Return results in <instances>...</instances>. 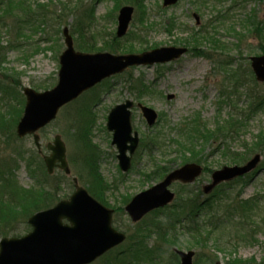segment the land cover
<instances>
[{
  "label": "rangeland",
  "instance_id": "rangeland-1",
  "mask_svg": "<svg viewBox=\"0 0 264 264\" xmlns=\"http://www.w3.org/2000/svg\"><path fill=\"white\" fill-rule=\"evenodd\" d=\"M18 1L13 0L12 5L15 7ZM27 1L35 11L39 5H45L46 16L40 22L30 24L26 21L27 17L17 11L16 16L4 17L3 11L0 13L3 46H13L7 51V62L0 68V171H4V166H10L13 171L11 181L17 186V194L12 193L14 200L23 195L21 189H36L38 182L46 179L34 173L31 154L37 156V151L32 137L20 139L16 135V126L25 107L23 89L44 92L57 84L59 58L65 49L62 31L68 27L72 34L78 14L77 11L69 12L68 8L79 5L78 0ZM84 1L90 2L86 3L90 5L89 8L94 5V24L107 33L117 30L118 4H130L127 0ZM130 1L135 3L132 5L135 13L123 47L130 46L131 52H141L190 43L189 53L171 64L134 67L96 87L59 113L57 120L42 132V142H52L56 134H62L72 175L85 187L80 175V148L75 146L73 140L77 129L75 111L94 105L91 109L96 122L92 130L93 144L101 154L99 170L109 187L105 197L109 207L115 208L122 205L124 199L133 198L159 182L165 176V171L181 166L177 147L166 148L165 144L177 140L175 131L180 125L199 118L210 131H214L218 127L226 128L229 120L242 122L244 126L238 132L227 136L228 133L224 131L216 137L215 142L198 144L200 160L206 171L195 184L176 183L172 186L177 199L166 213L168 219L178 224L177 233L183 244L180 248L196 252L195 264H264L263 229L257 234V242L253 239L237 241L233 238L236 231L229 228L221 238L213 236L217 238V243L211 240L205 248L191 247L188 243L194 241L192 228L199 220L193 214L203 210L202 203L205 201L208 202L205 209L210 207V215L216 213V216H221L226 213L231 201L255 199V213L251 220L259 214V210L260 216H264V151L260 153L261 161L255 171L243 179L218 186L211 196L203 194L212 172L234 165L226 159L227 147L230 151L228 157L242 154L243 144L253 146L256 137L264 133V86L256 80L250 65V58L259 55L261 41L252 30L258 25L264 31V0H180L170 8L163 7V0ZM194 14L200 17L199 26ZM107 37L104 35L103 38ZM192 38L197 41L196 47L191 46ZM217 39L226 48L217 47L220 43L214 48L213 41ZM98 46L102 48L101 44ZM139 96L140 99H137ZM168 96L174 98L168 100ZM127 99L153 108L160 119L154 128H149L140 110L134 108L133 127L139 133L141 143L130 171L124 173L119 168L117 150L111 145L112 134L107 131L106 122L109 111ZM157 151L160 155H157ZM47 182L60 184L62 190L59 195L70 197L74 192L73 187H69L71 178L67 179L68 185L65 186L60 172H56ZM0 201V204L4 202L12 207L11 198H2L0 194ZM119 217L121 229L135 236L140 231L139 227L164 218L165 212L148 217L138 226H133L126 215ZM202 221L203 218L198 222ZM14 226L12 229L16 230ZM153 242L154 238L149 240V244ZM131 243H126L123 249H128ZM179 263L178 257L169 253L157 263L141 256L136 257L135 262L131 261V264ZM94 264H104V260Z\"/></svg>",
  "mask_w": 264,
  "mask_h": 264
},
{
  "label": "water",
  "instance_id": "water-1",
  "mask_svg": "<svg viewBox=\"0 0 264 264\" xmlns=\"http://www.w3.org/2000/svg\"><path fill=\"white\" fill-rule=\"evenodd\" d=\"M179 0H164V6L175 5ZM134 13L133 7H123L119 11L117 36L122 38L128 31ZM197 21H198V17ZM66 49L60 56L58 83L45 92L24 89L26 106L17 126L20 138L32 135L36 147L41 150L40 130L51 124L59 111L77 100L102 81L125 72L130 67L167 64L180 59L188 52L183 47H163L142 54L113 55L110 53L86 54L75 50L69 29L63 31ZM251 67L258 81L264 83V55L252 57ZM169 96L168 99H172ZM134 103L130 100L114 107L107 119V129L113 133L112 145L118 150L119 166L123 172L131 167L132 156L138 144L139 135L133 132L131 117ZM150 127L154 126L157 113L139 105ZM51 152L44 157L49 174L59 167L67 175L71 174L67 161L66 145L60 135L47 144ZM129 154V155H128ZM260 162L255 156L245 166L224 167L212 175L213 183L205 187L211 192L218 184L243 177L254 170ZM202 173L196 164H187L171 172L162 182L136 195L125 210L134 223L139 222L149 212L170 204L175 194L170 186L175 181L193 183ZM73 195L60 201L54 207L37 212L28 220L32 231L21 238H3L0 241V264H90L126 239L125 234L112 226L113 211L93 198L88 191L78 185ZM181 264H193L195 253L174 250ZM220 264V263H217Z\"/></svg>",
  "mask_w": 264,
  "mask_h": 264
},
{
  "label": "trees",
  "instance_id": "trees-1",
  "mask_svg": "<svg viewBox=\"0 0 264 264\" xmlns=\"http://www.w3.org/2000/svg\"><path fill=\"white\" fill-rule=\"evenodd\" d=\"M17 1V0H16ZM78 0V6L73 8H68L69 12H76L77 18L76 23L72 26V34L75 38V45L77 50L86 52V53H96V52H112L114 54L118 53H133L131 52L132 48L129 46L123 47V41L119 40L113 31L107 33V31L102 28L96 27L95 23V10L94 5L89 8L90 2ZM129 5H135V3L130 0ZM13 0H0V13L3 11L4 17L16 16L15 11L23 13L27 19L28 23L40 22L45 14V5H39L40 7L37 11L33 10L32 5L27 0H19L15 7L12 5ZM122 2L118 4V9L122 6ZM87 6V7H85ZM3 7V9H2ZM88 8V9H87ZM2 9V10H1ZM44 13V14H43ZM62 17V16H61ZM261 26V25H260ZM258 25L253 28L252 33H257L261 41L259 46V54L264 55V31H262ZM104 35L109 36L103 38ZM192 45L196 47L197 41L192 38ZM207 42H210L209 40ZM12 43V42H10ZM217 43H220V40H214V48H216ZM4 38L0 34V68L1 65L7 62V51L12 49L13 46L4 47ZM99 44L102 45V48H99ZM190 43H184L179 46L189 47ZM217 47L224 48L225 45L218 44ZM226 48V47H225ZM147 50V49H145ZM197 50V49H196ZM195 51V50H194ZM196 52V51H195ZM132 83V79L129 81ZM139 96L137 99H140ZM23 98V96H22ZM94 105H92L93 107ZM92 107H84L81 110H76V137H73L75 146L80 148V162L81 166L80 175L85 184L86 189L89 193L101 203L109 206V203L105 197L106 190L109 188L107 182L103 178L99 170V160L101 154L96 145L93 144V135L92 130L96 124L95 117L92 113ZM67 108V107H66ZM70 108V105L68 106ZM16 124L14 123V126ZM243 127V123L238 120H229L227 122V127L224 129L216 128L214 131H210L207 125L200 122L199 118L193 122L183 123L180 125L175 133L177 135V140H171L165 142L168 147L175 146L177 147L176 153L177 157L180 159V164H185L191 161L201 163L200 157L201 153L199 152L198 144L201 142L204 145L208 142H215L216 137L220 136L224 131L230 134L238 132L239 129ZM67 136V134H65ZM253 146H248L243 144L244 152L241 154H236L235 156L228 157L229 147H227V158L229 163H241L249 159V157L258 152L264 151V133H261L256 137V141ZM159 144V143H158ZM164 146L163 144H159ZM190 156H187V155ZM231 156V154H230ZM194 157V158H192ZM31 164L35 166V175L43 176L46 178L44 181H39L37 188L30 190H22V194L18 199L15 200L12 198L13 192L17 194V186L15 187L11 181L13 177V171H11L10 166H4V171H0V184L1 191L0 194L2 198H11V206L9 207L7 203L0 204V237L5 236H21L22 234L28 232L31 228L29 227L27 220L35 212L50 208L54 206L63 198H67V195H59L61 192L60 184L51 185L47 182L53 176H49L46 172L44 163L40 156L37 153V156L31 154ZM15 170V169H14ZM169 171H165L164 174ZM43 175V176H42ZM63 180L68 185L67 177L63 175ZM69 187H73V184L70 183ZM27 191V192H26ZM15 194V195H16ZM19 194V193H18ZM20 195V194H19ZM11 196V197H10ZM14 197V196H13ZM130 199H124V203L116 209V217L119 214L124 213V206L129 202ZM47 201V202H45ZM253 202V204H252ZM1 203V201H0ZM15 203V204H14ZM253 207H252V205ZM255 202L252 199L251 201H241L237 200L231 201V205L228 207L225 214L221 216L210 215V207L205 209V206H202L203 210H199L193 214L195 219L203 218L202 222L196 221L194 224L193 231V242H188L191 247L197 246L200 248H205L209 241H215L217 238L213 236L220 237L224 235L225 231L230 227L235 228L236 235L234 236L237 241H253L257 242L256 237L261 229L264 230V216L261 217L260 213L257 214L252 220V214L255 213ZM215 211V210H214ZM213 211V212H214ZM244 213V216L242 215ZM259 219V222L257 221ZM236 221V222H235ZM116 227H120L118 218L115 219ZM13 225L16 226V230H13ZM141 225V224H139ZM14 226V227H15ZM178 224L176 222L168 219L167 213L164 218H159L150 222V224L145 225L144 227H139L140 231L135 236L129 237V242H132L128 246V249L123 250L120 254L115 256H109L106 259L105 264H126L131 260H135L136 257H144L150 262H156L161 259L163 255L169 253L174 247H182L183 244L180 242V234L176 230ZM136 233V232H135ZM134 233V234H135ZM132 235V234H131ZM154 238L153 244H149V240ZM218 238V239H220ZM196 241V242H195ZM217 243V242H216ZM164 250L166 253H164ZM222 250V249H221ZM122 258V259H121Z\"/></svg>",
  "mask_w": 264,
  "mask_h": 264
}]
</instances>
